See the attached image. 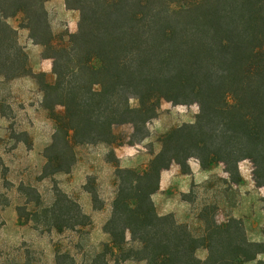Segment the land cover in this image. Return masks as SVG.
<instances>
[{"label":"trees","instance_id":"16d2710c","mask_svg":"<svg viewBox=\"0 0 264 264\" xmlns=\"http://www.w3.org/2000/svg\"><path fill=\"white\" fill-rule=\"evenodd\" d=\"M64 1L80 18L77 31L57 44L45 0H0V78H34L54 120L44 177L69 174L78 147H105L118 164L111 149L116 127L132 126V145L140 144L164 103L199 107L195 122L163 135L144 171L117 167L112 213L103 228L110 243L94 264H107L109 256L117 263L264 264V241H250L240 220L219 224L204 209L194 229L173 214L160 215L153 201L161 174L175 164L188 168L190 160L204 170L223 164L235 185L240 164L250 161L264 188V0ZM20 14L42 58L52 61L53 84L28 67L29 55L8 22ZM17 141L25 142L18 135ZM57 190L53 209L45 211L52 215L49 230L91 226L80 204ZM200 249L208 253L205 260L197 256ZM60 260L58 253L55 264Z\"/></svg>","mask_w":264,"mask_h":264},{"label":"rangeland","instance_id":"374dc122","mask_svg":"<svg viewBox=\"0 0 264 264\" xmlns=\"http://www.w3.org/2000/svg\"><path fill=\"white\" fill-rule=\"evenodd\" d=\"M46 2L56 43L67 42L68 35L78 29L79 13H73V19L72 13L58 4V0ZM8 22L18 31L19 42L29 55V69L36 74L45 73L47 80L55 83L52 61L43 59V49L32 43L25 16L20 14ZM26 78L28 82H0V85L6 83L4 88L0 86V160L4 165L0 166V264H55L58 253L61 264H94L96 254L110 243L103 228L112 213L117 167L144 171L160 152L163 135L183 124L195 122L199 107L164 103L159 117L148 125L150 137L140 144L132 145V126L116 127L117 138L111 149L118 164L110 162V150L105 147H78L77 161L69 174L44 177L45 149L52 141L54 120L43 107V92L37 81L32 77ZM63 111L58 108V114ZM22 133H26L28 138ZM17 135L25 142H18ZM178 166L187 174V164ZM206 171L203 177L190 183V192L186 195L174 196L170 192L158 191L153 196L158 213L173 214L179 223L198 229L201 224L196 218L206 209L209 217H214L219 224L240 220L250 241L263 242L264 188L256 184L253 164L250 161L240 164L239 185L229 182L223 164H215ZM21 185L25 190H19ZM57 189L80 204L83 212L91 217V226L80 232L49 230L48 221L52 215H46L45 211L52 210L58 200ZM94 195L97 196L95 203ZM179 200L184 203H179ZM169 210L173 212L168 213ZM207 254L205 249L197 252L201 260H205ZM96 261L95 264H103L102 259ZM107 264L142 263H117L115 256H109Z\"/></svg>","mask_w":264,"mask_h":264},{"label":"crops","instance_id":"0c3cea01","mask_svg":"<svg viewBox=\"0 0 264 264\" xmlns=\"http://www.w3.org/2000/svg\"><path fill=\"white\" fill-rule=\"evenodd\" d=\"M59 3L64 6V9L68 13H72V18L74 19L75 16L73 17V13H76V11L68 10L66 8L64 0H60V1L58 0V4ZM45 8H46V10H48L47 2L45 4ZM35 47H39L41 50L40 46L35 45ZM27 79L28 78H26V77H22L19 79H15L13 81L28 82V81H26ZM0 82H5V81L3 79H0ZM9 82H11V81H9ZM5 84L6 83H3L0 86L2 88H4L6 86ZM0 118H2L1 113H0ZM151 157H153V155ZM188 168H189V170H188L187 174H184L181 170V167L178 165H176V166L173 165L170 170L164 171L161 174V183H160V190L159 191H164L166 193L170 192V193L174 194V196H177V194H180V195L181 194L182 195L188 194L190 192V183L199 180L200 177H203V174L207 172L206 170L202 169V167L200 166V163L197 160L189 161L188 162ZM209 172L211 174L212 171H209ZM176 198H178V197H176ZM179 203H184V202L182 200H179ZM169 212L171 213L173 211L169 210L168 213Z\"/></svg>","mask_w":264,"mask_h":264}]
</instances>
